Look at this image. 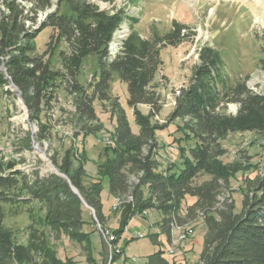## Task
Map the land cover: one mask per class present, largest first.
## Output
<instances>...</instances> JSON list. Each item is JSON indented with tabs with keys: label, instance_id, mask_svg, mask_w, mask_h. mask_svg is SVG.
<instances>
[{
	"label": "trees",
	"instance_id": "16d2710c",
	"mask_svg": "<svg viewBox=\"0 0 264 264\" xmlns=\"http://www.w3.org/2000/svg\"><path fill=\"white\" fill-rule=\"evenodd\" d=\"M3 3L0 63L6 66L11 85L20 91L31 120L41 117L47 84L57 76L51 68L56 47L50 58L45 59L47 54L35 53L32 43L43 29L50 27L69 45L70 53L63 55V65L70 76L69 91L76 95L73 126L77 135L102 131L96 102L110 104L117 125L112 145L105 148L106 160L98 170L100 181H93L88 187L83 180L87 176L85 168L73 167L76 154L72 149L63 158L59 154L52 158L53 165L66 178L56 172L41 177L38 171L29 178L26 172L15 170L16 161L6 164L9 173L0 166V264H66L49 248L50 241L63 237L86 243L84 249L90 253L92 235L84 231L89 225L85 211L88 207L93 210L96 223L106 228L108 220L101 199L105 179L110 196L119 203L123 201L117 212L121 214L120 226L113 231L116 245L135 216L145 217V212L152 210L163 218L160 231L170 243L176 227L185 229L180 211L190 198L193 206L189 207L187 217L194 219L198 213L203 216L206 228L200 255L202 264H264V176L257 179L251 194L244 198L239 213L231 202L219 201L222 197L228 199L222 191L231 177L242 170L237 164L225 165L220 161L221 143L229 134L239 132H255L264 138V93L250 90L243 80L230 84L221 53L211 47L204 48L199 52L200 62L190 84L180 91L168 119V122L183 121L180 132L185 139L194 141L191 156L182 160V170L177 165L164 170L155 154L157 134L168 126L155 120L163 110L155 77L163 63L161 52L186 40L182 33L186 26L176 25L163 36L154 30L146 38L133 29L118 41V47L114 46L110 54L114 32L124 21L122 12L110 16L92 5L76 4L75 0L57 2L59 7L68 4L70 15L60 14L59 8L53 12L52 0H3ZM43 14L47 16L40 23ZM89 56L99 58V74L85 88L77 78ZM259 64L264 71V58ZM115 76L127 86V106L134 111L137 133L126 110L110 95ZM231 103L238 106L235 115L228 113ZM142 105L150 109L148 115L139 110ZM41 128L39 141L50 139L47 129ZM200 176H208L209 180L197 184ZM37 201L45 213L38 221L31 222L28 242L19 244L12 229L4 225L6 215L1 204ZM158 237L151 235L154 244ZM149 259V264H170L162 259V251Z\"/></svg>",
	"mask_w": 264,
	"mask_h": 264
},
{
	"label": "rangeland",
	"instance_id": "374dc122",
	"mask_svg": "<svg viewBox=\"0 0 264 264\" xmlns=\"http://www.w3.org/2000/svg\"><path fill=\"white\" fill-rule=\"evenodd\" d=\"M75 1L81 6L92 5L98 8L99 12L110 16L122 12L124 21L114 32L110 53L114 46L118 47L119 38H125L133 29L146 38L150 37L154 30L163 36L173 31L176 25L186 26L187 29L182 32L186 40L178 47L170 46L161 52L163 63L155 77L157 90L162 96L163 109L155 120L168 126L157 134L158 149L155 154V159L162 164L164 170L171 168L172 165H177L179 170H182V160L191 156L190 147L194 146V141L185 139L180 132L183 121L168 122V119L175 109L180 91L190 84L200 62L199 52L204 48L211 47L221 53L222 65L230 84L243 80L250 90L264 93V71L259 64L264 58V0H112L110 3L104 0ZM1 2L2 0H0V10L3 7ZM57 2L58 0H52V4L55 5L52 11L59 8L60 14L70 15L68 4L63 3L59 7ZM41 19H43L42 15ZM131 21L134 22L133 26ZM32 43L35 46V53L47 54L45 59L50 58L51 51L56 47L51 57V68L57 76L47 84L41 117L33 121L22 101L20 91L11 87L6 66L0 63V166L6 171V164L9 161H16L18 165L15 170L26 172L29 178H33L36 171L44 177L54 172L51 168L54 166L52 158L57 154L63 158L64 153L72 149L76 154L73 167L76 169L82 165L85 168L87 176L83 180L84 185L88 187L93 181H100L97 180L98 170L106 160L105 148L112 145V137L117 125L115 114L108 102L105 104L96 102L95 109L103 125L102 131L89 136L83 134L78 136L77 129L73 126L76 120L73 116L76 95L69 91L70 76L63 65V55L70 53L69 45L66 39L60 38L50 27L43 29ZM98 59L96 56L87 57L80 69L77 81L85 88L92 85L98 77ZM111 84V97L117 99L121 107L126 110L132 129L137 133L139 128L134 121V111L127 106L129 97L127 86L116 76ZM228 106V113L235 115L238 106L232 103ZM139 110L144 115L150 112L145 105L140 106ZM41 127L47 129V135H51L50 139L43 142L38 139ZM221 147L220 161L225 165L237 164L242 170L231 177L228 186L222 191L226 193L228 199L222 197L219 201L222 200L223 204L231 202L235 206V211L239 213L244 198L251 194L257 179L264 176V138L255 132L231 133L222 141ZM207 180H209L208 176H200L196 182L200 184ZM105 183H107L106 179L103 183L101 199L104 212L110 217L104 230L113 232L116 228V220H120L121 214L117 212L123 201L119 203L110 197L105 189ZM192 202L193 200L188 198L180 211L185 229H175L173 232L176 233V238L172 239L171 248L175 253L171 255L170 264H202L200 252L204 247L205 226L203 216L198 213L194 215L196 217L194 219L187 217L189 207L193 206ZM1 205L6 215L5 227L12 229L14 238L19 244L25 245L29 239L28 229L31 222L38 221L45 213L42 204L37 201L29 204L16 202ZM94 216V211L87 208L85 218L89 221V225L94 227L93 231H96V235L90 238V253L84 249L86 243L79 244L69 238L50 241V250L56 253L57 259L62 263L121 264L117 259L124 254L117 253L110 257V248L106 245ZM142 224L141 219L134 218L124 231L123 240L131 238L141 229ZM189 229L193 232L187 236ZM143 236L144 238L129 240L130 251L136 257H142L140 255L156 247L151 235ZM161 239L163 241L162 245H159L160 248L168 249L170 245L164 237ZM100 245L102 257L97 259L95 253ZM117 246L119 249L122 248L120 242ZM130 262L134 264L137 260L131 258ZM123 264H129L128 260L125 259Z\"/></svg>",
	"mask_w": 264,
	"mask_h": 264
},
{
	"label": "crops",
	"instance_id": "0c3cea01",
	"mask_svg": "<svg viewBox=\"0 0 264 264\" xmlns=\"http://www.w3.org/2000/svg\"><path fill=\"white\" fill-rule=\"evenodd\" d=\"M105 189H106V191H107V193H108V184L107 183H105ZM110 195V194H109ZM111 197V196H110ZM113 198V197H112ZM114 199V198H113ZM115 200V199H114ZM103 212H104V210H103ZM111 214H112V212H111ZM110 214V215H111ZM104 215H105V217H106V219L108 220V217H110L109 216V214H107V213H105L104 212ZM134 218H139V219H141L142 220V226H141V229L139 230V231H146V232H148V236H150V235H158L159 237L158 238H156L155 239V245H156V247L155 248H151V250H149V252L148 253H146V254H144V255H140V256H142V257H136V255L134 256L133 254H132V252L130 251V247H129V240H131L132 239V241L134 240V239H136L135 238V234H136V232L134 233V235H132V237L131 238H125L124 240H123V236H124V234H125V232H123V234H122V236H121V240L119 241L120 242V246L122 245V248L124 249V255L122 256V257H120V258H118L117 259V261H119V262H121V264H123L124 263V260L126 259V260H128V263L130 264L131 262H130V260H131V258H136V260H137V263L135 262L134 264H149L150 263V256H152V255H154V254H156V253H158V252H160V251H162V259H164V260H166L167 262H172L171 261V255H169V253H168V251L170 250H172V248H171V243H172V241L169 243V242H167V237H166V235L165 234H163L161 231H160V225H161V220H162V218H161V216H160V214L159 213H157L156 211H154V210H152V211H149L148 213H147V215H145V217H141V216H135ZM85 220L87 221V222H89L88 220H87V218H85ZM109 221V220H108ZM134 221V220H133ZM108 223V222H107ZM131 223H132V221H131ZM130 223V224H131ZM119 226H120V220L119 219H117L116 220V228H115V230L116 229H118L119 228ZM86 227H88V228H86ZM94 228V227H93ZM93 228H92V225H86L85 226V228H84V231L85 232H87V233H91V237H93L94 235H96L95 234V232L96 231H93ZM127 228H128V226H127ZM127 228L125 229V231L127 230ZM205 231H204V234H206V228L204 227L203 228ZM176 234V233H175ZM174 233H173V236H172V239H175L176 238V235H175ZM147 236V237H148ZM146 237V238H147ZM161 237H164V239H165V241L167 242V244H169L170 245V247L167 249V248H164V247H161L160 248V244L162 245V239H161ZM63 238H68V237H63ZM164 243V242H163ZM128 245V246H127ZM102 246L100 245L98 248V250H97V252L95 253V255H97L96 256V258L97 259H101V257H102V248H101ZM202 251H203V249L201 250V252H200V255H201V253H202ZM59 256L61 257V254L59 253ZM95 257H93V259H94Z\"/></svg>",
	"mask_w": 264,
	"mask_h": 264
},
{
	"label": "bare ground",
	"instance_id": "6f19581e",
	"mask_svg": "<svg viewBox=\"0 0 264 264\" xmlns=\"http://www.w3.org/2000/svg\"><path fill=\"white\" fill-rule=\"evenodd\" d=\"M3 3V0H2V2H1V4ZM4 4V3H3ZM43 16V19H40V23L43 21V20H45L46 19V16H47V14H43L42 15ZM41 18V17H40ZM119 39H124V37H120ZM117 47H115V49H116ZM111 54V53H110ZM122 202V201H121ZM118 209V208H117ZM147 213H148V211L147 212H145V215H147ZM95 217V216H94ZM97 226L99 227V230L102 232V233H107L108 231H106V230H104V229H102V227H101V225L99 224V222L97 221ZM176 229H182V228H180V227H176ZM109 230V229H108ZM187 230H188V228H187ZM180 232V231H179ZM190 232H193V230L191 229H189V231H188V233H187V236H188V234H190ZM184 234V233H183ZM191 237V236H190ZM138 238H144V236L143 235H138ZM180 239V238H179ZM116 240H117V237H114V235H113V237H110V245L112 246V247H114V248H111L110 249V257L112 258L113 257V255H116L117 253L118 254H121L120 253V250H118L119 249V247L115 244V242H116ZM171 251H174L173 249L171 250Z\"/></svg>",
	"mask_w": 264,
	"mask_h": 264
},
{
	"label": "built area",
	"instance_id": "2783aa9c",
	"mask_svg": "<svg viewBox=\"0 0 264 264\" xmlns=\"http://www.w3.org/2000/svg\"><path fill=\"white\" fill-rule=\"evenodd\" d=\"M102 233V232H101ZM103 234V236H104V239H105V243H106V245L108 246V248H114V247H112L111 245H110V237H113V235H115L113 232H107V233H102ZM138 235H145V236H148V233H144V232H142V231H138V232H136V234H135V238H137L138 239ZM118 250H120V253H122V255L124 254V251H123V249L121 248V249H118ZM168 253H169V255H173L174 253H175V251H168Z\"/></svg>",
	"mask_w": 264,
	"mask_h": 264
},
{
	"label": "water",
	"instance_id": "95a60500",
	"mask_svg": "<svg viewBox=\"0 0 264 264\" xmlns=\"http://www.w3.org/2000/svg\"><path fill=\"white\" fill-rule=\"evenodd\" d=\"M11 87L13 88V89H15V90H18L17 88H15L13 85H11ZM51 168H53V170H54V172H56L57 174H59L62 178H66V176L63 174H60V172H59V170L57 169V168H55L54 166H52ZM73 191H74V193L75 194H77L78 195V192L76 191V189L75 188H73ZM86 207H88L87 205H85ZM89 208V207H88ZM90 209V208H89Z\"/></svg>",
	"mask_w": 264,
	"mask_h": 264
}]
</instances>
